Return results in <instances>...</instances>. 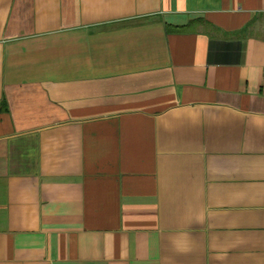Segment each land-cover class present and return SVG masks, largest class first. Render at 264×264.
<instances>
[{"label": "crops", "instance_id": "crops-1", "mask_svg": "<svg viewBox=\"0 0 264 264\" xmlns=\"http://www.w3.org/2000/svg\"><path fill=\"white\" fill-rule=\"evenodd\" d=\"M0 264H264V0H0Z\"/></svg>", "mask_w": 264, "mask_h": 264}, {"label": "rangeland", "instance_id": "rangeland-1", "mask_svg": "<svg viewBox=\"0 0 264 264\" xmlns=\"http://www.w3.org/2000/svg\"><path fill=\"white\" fill-rule=\"evenodd\" d=\"M66 39H64V38H60V39H58V41L59 42H62V41H65ZM67 40H70V39H67Z\"/></svg>", "mask_w": 264, "mask_h": 264}]
</instances>
